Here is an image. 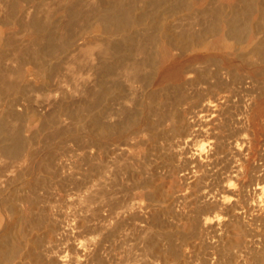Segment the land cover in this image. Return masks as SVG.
Returning a JSON list of instances; mask_svg holds the SVG:
<instances>
[{
	"label": "bare ground",
	"instance_id": "6f19581e",
	"mask_svg": "<svg viewBox=\"0 0 264 264\" xmlns=\"http://www.w3.org/2000/svg\"><path fill=\"white\" fill-rule=\"evenodd\" d=\"M0 264H264V0H0Z\"/></svg>",
	"mask_w": 264,
	"mask_h": 264
},
{
	"label": "rangeland",
	"instance_id": "374dc122",
	"mask_svg": "<svg viewBox=\"0 0 264 264\" xmlns=\"http://www.w3.org/2000/svg\"><path fill=\"white\" fill-rule=\"evenodd\" d=\"M253 34L254 33H252V32H247V33H240V35L236 38V41L233 43L234 45H235V48H237V49H242V50H248L247 48H252V46H253V41H252V43H251V40H253L254 39V36H253ZM203 85H205V83L203 84ZM234 97H236V96H234ZM233 97V98H234ZM235 100H237V97L236 98H234ZM169 130V129H168ZM168 130L167 131H165V130H163V131H161V133H160V136H159V140H161L159 143L157 142L156 144H155V147H153V150L150 152L151 154L153 153L154 155H156L154 158L156 159L157 158V155H158V160L156 159H154V158H152L153 157V154L151 155V154H149V157L152 159V160H154V161H156L155 163H156V165H157V162L158 161H160V162H158L159 164H161V165H164V164H166V162H164L163 161V158H164V160L166 161V156H165V152L163 153V149L161 148V146L160 145H162L161 143L163 142V143H165L167 140H166V137H167V139H168V137L170 138V136H172V133L170 132L171 130H169V132H168ZM166 132H168V134L166 133ZM229 132L231 133V129L230 130H228V134H229ZM232 132H233V130H232ZM162 133L164 134V135H162ZM169 133L171 134V135H169ZM166 134V135H165ZM162 135V136H161ZM168 135V136H167ZM229 135H231V134H229ZM166 136V137H165ZM164 137H165V139H164ZM161 138V139H160ZM158 140V141H159ZM162 140H164V141H162ZM166 140V141H165ZM159 145V146H158ZM156 146L158 147V148H156ZM161 148V149H160ZM160 151H162V152H160ZM154 151V152H153ZM157 151H159V152H157ZM156 153V154H155ZM160 154L161 155H164V156H160ZM148 157V161H149V163L152 165V163H154L153 161L152 162H150V158ZM161 157V158H160ZM163 157V158H162ZM150 159V160H149ZM147 161V162H148ZM262 162H263V160H261ZM162 162H164V163H162ZM263 164V163H262ZM160 166V165H159ZM126 173V172H125ZM124 173V174H125ZM141 174V176H140V174ZM139 174V175H138ZM145 176H147V177H149L148 176V174H145V173H143ZM141 172H137L136 174H133V176H135V177H133L132 175H131V178H130V175L128 176L129 178L127 179V180H129L128 181V184H133V183H135V181L137 180V178H138V176H140L139 177V180H137V182L138 181H142V180H144V178H145V176L143 175ZM136 175H138V176H136ZM121 177H123V175H121ZM132 177L133 178H135V181H134V179H132ZM137 177V178H136ZM153 177V176H152ZM152 177H150L151 179H150V181H151V183H154V182H157L158 181V178H159V176L158 177H156V176H154V178H152ZM141 178H142V180H141ZM155 178H156V181H155ZM149 180V179H148ZM152 180H153V182H152ZM133 181V182H132ZM170 182V181H169ZM169 184V183H168ZM129 186V185H128ZM138 187H140V188H143V186L141 187V186H138ZM148 188H146V187H144L145 189H148L147 191V194H149V192H151V194H153L154 195V192L152 191V187L151 186H147ZM135 190L134 192L133 191H131V187L129 188V193H128V191L127 190H125V191H127V195L129 196V194H130V196H132V194H134L136 191H137V188L135 189V188H132V190ZM138 190H139V188H138ZM151 190V191H150ZM132 193V194H131ZM153 195H150V196H152V197H154ZM151 197V198H152ZM149 200V199H148ZM193 199H191L190 200V202H189V206H191V208H193L194 210L196 209V207H197V203H194V204H192L191 203V201H192ZM194 202H196L195 200H193ZM143 202H144V200H143ZM145 203V202H144ZM188 205V204H187ZM195 207H194V206ZM151 206H153V203L151 204ZM150 206V207H151ZM155 207H157V206H155ZM152 208H154V207H152ZM120 213L119 212H117L116 214H114V216H116V218L118 217V218H120L121 217V215H119ZM132 223H131V222ZM129 223L131 224L130 226H132L131 228H128V227H130L129 226ZM126 225V226H125ZM128 226V227H127ZM124 227H125V229H126V227H127V232L126 233H124V232H122V234H128V244H132V243H134V240L135 239H133L135 236L134 235H136L137 236V233H135L136 231H134V230H131L132 228L134 229V226H133V221L132 220H129L128 221V223L127 224H124ZM128 230L130 231V232H128ZM132 231V232H131ZM133 237V238H132ZM133 240V241H132ZM129 241H130V243H129ZM134 250V249H133ZM117 252H120V249L118 248L117 250H116Z\"/></svg>",
	"mask_w": 264,
	"mask_h": 264
}]
</instances>
